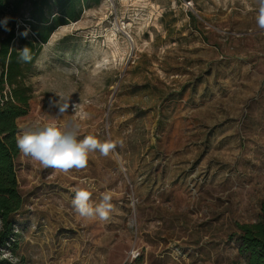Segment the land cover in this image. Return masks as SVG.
I'll return each instance as SVG.
<instances>
[{
  "label": "rangeland",
  "instance_id": "rangeland-1",
  "mask_svg": "<svg viewBox=\"0 0 264 264\" xmlns=\"http://www.w3.org/2000/svg\"><path fill=\"white\" fill-rule=\"evenodd\" d=\"M258 8L257 0H103L56 30L28 73L33 94L17 136L56 118L78 124V140L117 147L67 173L19 150L23 205L0 262L245 264L236 226L257 222L264 202ZM55 93L70 97L61 117L49 105ZM74 189L89 191L93 206L109 192L110 220L80 217Z\"/></svg>",
  "mask_w": 264,
  "mask_h": 264
},
{
  "label": "trees",
  "instance_id": "trees-1",
  "mask_svg": "<svg viewBox=\"0 0 264 264\" xmlns=\"http://www.w3.org/2000/svg\"><path fill=\"white\" fill-rule=\"evenodd\" d=\"M103 0H0V20L10 17L5 31L0 27V251L10 250L17 237L12 220L22 208L14 161L19 156L16 144L17 121L28 114L32 87L28 73L37 60L41 46L59 28L76 23L87 9ZM21 22L18 31L15 27ZM30 29L28 37L22 36ZM31 49L32 60L23 62L19 51ZM237 252L245 264H264V202L257 222L236 226ZM1 253V252H0ZM1 256V254H0ZM7 264L3 260L0 262Z\"/></svg>",
  "mask_w": 264,
  "mask_h": 264
},
{
  "label": "clouds",
  "instance_id": "clouds-1",
  "mask_svg": "<svg viewBox=\"0 0 264 264\" xmlns=\"http://www.w3.org/2000/svg\"><path fill=\"white\" fill-rule=\"evenodd\" d=\"M259 8L256 16V23L259 29L264 30V0H257ZM10 17L0 20V27L5 31H11L8 27ZM30 29L21 33L27 36ZM19 59L23 62L32 60L31 49L25 46L19 51ZM59 99H50V107L58 109L56 117L63 116L70 106V97L55 93ZM75 109L76 104L72 105ZM79 125L74 121L60 124L54 118L50 122L38 125L35 131H26L18 135L16 139L17 148L25 156H30L44 168H53L64 173L71 169L81 170L88 165L89 153L99 151L102 155L108 156L117 147V142H101L93 135H88L78 140ZM123 146V141H119ZM72 205L75 212L84 218L109 221L110 214L114 211L111 203L112 196L109 192L102 194L99 204L93 206L90 203L91 193L84 189H74Z\"/></svg>",
  "mask_w": 264,
  "mask_h": 264
}]
</instances>
